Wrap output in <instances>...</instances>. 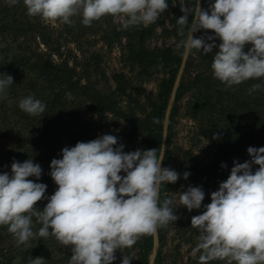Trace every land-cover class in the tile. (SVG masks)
<instances>
[{
    "label": "clouds",
    "instance_id": "1",
    "mask_svg": "<svg viewBox=\"0 0 264 264\" xmlns=\"http://www.w3.org/2000/svg\"><path fill=\"white\" fill-rule=\"evenodd\" d=\"M7 2L16 5L19 0ZM23 4L29 16L45 23L71 26L72 18L79 16L84 26H91L112 16L122 18L125 28L155 23L169 7L167 0H23ZM180 10L178 34L184 38L178 46L185 53L205 54L218 47L211 64L215 79L226 87L264 81V0H214L207 9L195 0L191 11L187 6ZM200 30L214 35L194 37ZM12 84L11 75L0 73V100L8 99ZM261 88L262 84H253L250 91ZM66 96L72 99L70 93ZM18 107L30 116L46 111V105L31 95L20 99ZM124 147L110 134L64 147L62 158L50 164L49 175L57 185L50 197L45 196L46 184L30 179L41 178V166L32 159L14 160L11 174H0V226L7 227L16 246L37 236L54 237L70 249L68 264H113L117 251L124 253L141 237L179 219L172 198L165 196L161 204V187L180 178L175 170L162 167L164 149L158 154V148L125 152ZM247 152L251 160H234L228 178L211 193V202L191 218V226L199 231L194 252L200 254V264L214 260L264 264V147H249ZM253 165H258L255 171ZM189 175L184 172L183 178ZM44 199L48 202L39 210L37 204ZM204 199L202 187L189 186L180 192L179 206L191 212L200 209ZM34 222L41 225L38 232ZM45 261L36 257L29 264ZM130 261L124 254L121 264Z\"/></svg>",
    "mask_w": 264,
    "mask_h": 264
},
{
    "label": "trees",
    "instance_id": "2",
    "mask_svg": "<svg viewBox=\"0 0 264 264\" xmlns=\"http://www.w3.org/2000/svg\"><path fill=\"white\" fill-rule=\"evenodd\" d=\"M205 1L201 0V6ZM194 3L193 0L192 4ZM72 19L74 23L71 26L45 23L39 17L27 14L23 0H19L16 5H10L7 0H0V73L11 75L14 83L8 89V99L0 100V138L12 139L9 149L0 155V174L4 172L11 174V164L14 160L23 163L27 159H32L41 166L42 175L39 180L35 177L30 179L47 185L46 197L54 194V182L49 175L52 161L50 153L51 142L53 137L58 135V131L61 128L65 130L67 147L75 146L80 142L78 139L84 134L82 124H87V121H83V113H80L84 104L86 111L96 115L107 112L120 114L116 101L90 80L88 69L90 58L97 56L95 51L89 50L91 45L100 39L105 46H111L115 41L120 42L123 38L122 56L130 67H137L138 72L144 73L156 62L162 69L167 70L168 77L162 80L157 99L151 103V109L141 117H127L132 122L130 132L141 135L142 150L158 148V154L161 148L165 108L184 55L183 48L178 46L184 37L178 34L179 25L176 16L172 18L170 29L175 40L174 44L160 48H148L144 44V37L151 32L152 25L141 24L125 28L123 23L114 22L112 16H106L93 22L91 26H84L81 17ZM188 19L191 21L192 16L189 15ZM198 35H201L200 31L193 33L196 38ZM207 35L214 33L209 31L202 36ZM69 43H72L84 56L81 69H77L78 61L74 60L75 56H72L71 62L67 59L72 52L67 47ZM215 43L219 45L220 40L217 38ZM249 47L250 45H247L245 51ZM218 50V47L214 48L213 52L208 54L203 53L202 50H193V52L197 51V55L187 53L184 59L185 73L197 59L196 56L203 62L205 71L210 66L207 74L197 72L192 77L197 81H205L203 85H206L205 89L197 90L195 110L208 109L209 113L216 112V115L227 113L232 116L231 120L236 127L234 133L238 136V140H241L242 148L264 147V81L248 80L234 85V88L236 86L238 88L235 91L233 86L226 87L219 80H213L211 64ZM116 75L122 74L116 73L114 80L117 82L116 89L123 91V86L118 82ZM210 79L211 83L208 81ZM257 83L262 84V88L250 91L252 85ZM185 85L186 77L183 74L175 98L180 95ZM67 93L71 94V100L67 98ZM30 95L46 105L44 114L30 116L19 109V100ZM216 107H221L222 111H217ZM171 116L172 111L169 122ZM212 120L211 130L215 131L217 121ZM57 122L60 123L59 127ZM224 139L225 137L222 140ZM230 158L228 151H217L202 163L201 169H197L202 172L198 173L202 185H217L219 188V184L228 178L234 166L230 163ZM249 160H251L250 156L249 159L240 156L236 161L243 163ZM164 163L163 160V165ZM222 164L226 167H221ZM252 167L255 171L258 165ZM166 187L167 184L161 187V204ZM47 202V199L38 202V209L43 210ZM40 227V224L34 222L35 232H38ZM158 233L161 234V228L158 229ZM142 238L144 240L142 249L135 258L131 259L130 264H149L152 235ZM55 243L58 247L61 246L52 236L48 238L37 236L27 245L16 246L7 227L0 226V264H29L31 259L42 257L45 248L54 246ZM66 249L71 254L70 249ZM113 264L121 263L115 260Z\"/></svg>",
    "mask_w": 264,
    "mask_h": 264
},
{
    "label": "rangeland",
    "instance_id": "3",
    "mask_svg": "<svg viewBox=\"0 0 264 264\" xmlns=\"http://www.w3.org/2000/svg\"><path fill=\"white\" fill-rule=\"evenodd\" d=\"M193 0H167L169 7L161 14L157 22L152 25L150 33L145 35L144 44L148 48H160L165 46H173L174 37L170 33L171 21L173 17L179 18L183 13L180 7L187 6L191 11ZM195 1V0H194ZM188 2V3H187ZM201 6V0H199ZM214 0H206L201 6L208 8ZM113 21L123 23L122 18L113 17ZM201 35L209 33V31L200 30ZM103 40L97 39L89 50L95 51L97 56L90 58V77L96 87L108 93V95L116 101V107L120 114L107 112L103 115H96L86 111L85 104L80 110L83 113V121L87 124H82L83 135L78 141L88 142L102 136L104 134L114 135L118 139L119 144H123L125 152H132L137 149L142 150L141 135L131 133L132 122L127 117H141L151 109V103L157 99V93L162 80L168 77V72L162 69L156 62L151 64L148 70L144 73L138 72L137 67H130L127 61L122 56V38L120 42L115 41L111 46H105ZM71 49L68 61H78L77 69H81L80 65L83 62L84 56L72 44L67 45ZM197 51L192 52V55H197ZM68 56V53L66 57ZM196 60L190 65L189 71L184 72V67L180 74L186 77L185 88L180 92V95L174 97L170 102L165 122V140L164 152L165 159L162 167H168L180 174V178L174 184H167L166 190L163 192L165 196L172 198L174 214L179 217L175 222H170L166 227L161 228V234L156 232V244L151 255L152 264H200L199 253H195L194 249L198 243L199 231L191 226V218L201 214L204 210L203 205H207L211 199V193L216 191L217 185L203 186L199 180L197 169H201V164L208 160L213 153L217 151H228L230 153V163L237 160L240 156L249 159V154L246 148L240 146L238 136L234 133L235 125L232 122V116L223 113L216 115L209 113L208 109L195 110V97L199 88L205 89L206 85L203 80L192 78L195 73L207 74L210 70H204V64L200 58L196 56ZM204 70V71H202ZM118 82L123 86V91L116 89L117 82L114 80L115 74ZM213 80L215 78L213 77ZM210 83L211 79L208 80ZM233 89L237 91L236 88ZM171 93V92H170ZM170 98V96H169ZM169 101V99H168ZM167 101V105H168ZM167 105L165 112L167 111ZM217 111H222L221 107H216ZM172 111L171 121L169 115ZM126 115V116H124ZM220 115V116H219ZM216 119L215 131L211 130L213 120ZM221 119V120H220ZM58 127L60 123H58ZM57 127V128H58ZM218 134H216V133ZM215 137H225L224 141ZM65 130H59L58 135L53 137L51 142L52 151L50 158H62V149L66 147ZM12 139L10 137L0 138V155L7 151L10 147ZM239 141V142H238ZM223 143H225L223 145ZM232 147V148H231ZM201 171V170H200ZM189 172L187 179L183 178V173ZM124 175V173H121ZM54 182V181H53ZM189 186L202 187L205 192V199L202 202L200 209H194L191 212L184 206H179L180 192L186 191ZM53 191L57 189V185L53 184ZM3 238H5L3 236ZM7 239V238H6ZM143 238L141 237L137 243L123 252H116V262L121 263L123 255H127L130 259L137 256L142 249ZM152 249V247H151ZM43 252V251H42ZM71 254L63 246L50 245L45 248L42 257L46 260L45 264H68ZM150 257V254H149ZM210 264H224L223 261L214 260Z\"/></svg>",
    "mask_w": 264,
    "mask_h": 264
},
{
    "label": "water",
    "instance_id": "4",
    "mask_svg": "<svg viewBox=\"0 0 264 264\" xmlns=\"http://www.w3.org/2000/svg\"><path fill=\"white\" fill-rule=\"evenodd\" d=\"M186 55H187V53L184 52L183 61H182L181 65H180V68H179L177 74H176V77H175V80H174V83H173V86H172V89H171L170 98H169L167 109H166L167 111L165 112V117H164V121H163V132H162L161 148H163V146H164V140H165L164 131H165V122L167 120L168 109H169V106H170V102H171V100L174 97L175 89H176V86H177L179 78H180V74H181L182 69H183V63H184V59L186 58ZM155 244H156V233L152 235V249H151V253H150V257H149V264H152L151 255H152V253L154 251Z\"/></svg>",
    "mask_w": 264,
    "mask_h": 264
}]
</instances>
